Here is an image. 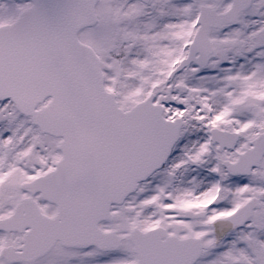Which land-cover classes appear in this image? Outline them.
Masks as SVG:
<instances>
[{"label":"snow or ice","instance_id":"obj_1","mask_svg":"<svg viewBox=\"0 0 264 264\" xmlns=\"http://www.w3.org/2000/svg\"><path fill=\"white\" fill-rule=\"evenodd\" d=\"M0 264H264V0H0Z\"/></svg>","mask_w":264,"mask_h":264}]
</instances>
